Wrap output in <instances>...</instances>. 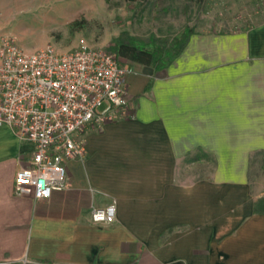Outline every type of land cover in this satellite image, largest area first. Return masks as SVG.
<instances>
[{
    "label": "crops",
    "instance_id": "0c3cea01",
    "mask_svg": "<svg viewBox=\"0 0 264 264\" xmlns=\"http://www.w3.org/2000/svg\"><path fill=\"white\" fill-rule=\"evenodd\" d=\"M123 64L127 115L85 130L47 200L14 194L35 148L0 125V264H264V17L195 32L166 69Z\"/></svg>",
    "mask_w": 264,
    "mask_h": 264
},
{
    "label": "built area",
    "instance_id": "2783aa9c",
    "mask_svg": "<svg viewBox=\"0 0 264 264\" xmlns=\"http://www.w3.org/2000/svg\"><path fill=\"white\" fill-rule=\"evenodd\" d=\"M128 73L123 59L105 49L47 47L27 54L12 38L0 37V125L35 148L31 165L16 174V196L47 200L67 188V162L87 155L85 130L127 115ZM115 220L114 205L91 211L95 225Z\"/></svg>",
    "mask_w": 264,
    "mask_h": 264
},
{
    "label": "rangeland",
    "instance_id": "374dc122",
    "mask_svg": "<svg viewBox=\"0 0 264 264\" xmlns=\"http://www.w3.org/2000/svg\"><path fill=\"white\" fill-rule=\"evenodd\" d=\"M258 16L264 17L260 0H0V37L27 54L47 47L107 50L125 32L145 42L172 41L187 29L244 30Z\"/></svg>",
    "mask_w": 264,
    "mask_h": 264
},
{
    "label": "trees",
    "instance_id": "16d2710c",
    "mask_svg": "<svg viewBox=\"0 0 264 264\" xmlns=\"http://www.w3.org/2000/svg\"><path fill=\"white\" fill-rule=\"evenodd\" d=\"M193 34L191 29H187L172 41L159 38L145 42L140 37H133L125 32L115 38L107 50L130 63L163 70L179 57Z\"/></svg>",
    "mask_w": 264,
    "mask_h": 264
}]
</instances>
